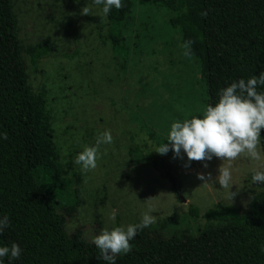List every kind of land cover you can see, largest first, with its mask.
Returning a JSON list of instances; mask_svg holds the SVG:
<instances>
[{"label": "rangeland", "instance_id": "obj_1", "mask_svg": "<svg viewBox=\"0 0 264 264\" xmlns=\"http://www.w3.org/2000/svg\"><path fill=\"white\" fill-rule=\"evenodd\" d=\"M132 1L135 16L117 56L107 39L110 26L101 5L13 0L22 43L35 46L49 40L55 47L37 68L29 55L24 58L30 86L44 94L60 166L66 177H82L69 206L75 200L81 205L68 219L67 232L81 228L89 242L102 228L138 222L148 209L156 217L151 225L171 218L160 231L165 238L198 236L209 225L190 215V206L201 216L219 203L246 213L264 190L251 180L264 159L241 154L225 162L232 170L229 189L216 181L221 158L189 161L183 152H155L167 140L171 123L203 114L206 86L196 59L184 55L183 39L170 27V13L161 0ZM85 6L87 15L82 14ZM105 130L111 132L112 143L100 146L94 170L81 171L73 163L75 156ZM258 147L264 153L261 143ZM113 212L114 220L109 219Z\"/></svg>", "mask_w": 264, "mask_h": 264}, {"label": "trees", "instance_id": "obj_2", "mask_svg": "<svg viewBox=\"0 0 264 264\" xmlns=\"http://www.w3.org/2000/svg\"><path fill=\"white\" fill-rule=\"evenodd\" d=\"M161 6L170 13V27L183 42H192L188 56L199 64L207 105L215 104L219 90L232 81L264 71V0H161ZM134 16L132 0H121V7L107 15V39L116 55L123 50ZM53 47L49 40L25 46L13 0H0V131L7 133L0 140V214H8L11 225L0 243L16 242L23 249L13 264H105L81 228L72 235L67 232L68 219L81 205L75 200L69 206L82 177L65 176L44 94L29 84L24 55L37 68ZM260 143L264 152V139ZM189 212L208 222L198 236L165 238L160 231L169 218L138 231L130 251L117 255L116 264H264L259 252L264 243V190L246 213L220 203L203 216L195 206Z\"/></svg>", "mask_w": 264, "mask_h": 264}, {"label": "clouds", "instance_id": "obj_3", "mask_svg": "<svg viewBox=\"0 0 264 264\" xmlns=\"http://www.w3.org/2000/svg\"><path fill=\"white\" fill-rule=\"evenodd\" d=\"M95 3L102 4L105 16L113 7H121V0H95ZM88 12L89 9L85 6L82 14L87 15ZM191 43L186 40L181 45L186 56L191 54ZM258 88L261 90L258 91ZM217 95V102L207 105L201 116L193 115L190 119L171 123L167 140L158 145L155 152L163 155L171 150L177 156L183 152L189 161H210L213 156L221 158L223 163L218 168L216 181L222 188L230 189L232 170L225 166V162L230 164L241 154H247L249 158L257 161L264 159V153L258 147L264 139L261 136V130L264 129V71L247 79L232 81L221 88ZM4 139H7V133L0 131V140ZM112 141L113 136L109 130L99 133L93 145L85 146L77 153L73 163L83 172L94 170L97 167L100 146L111 144ZM198 178L206 180L203 174H198ZM210 178L209 174L208 179ZM251 180L254 184L264 185V165L253 171ZM114 218L115 212L109 219ZM155 219L151 209H148L141 213L136 223L102 228L92 238V243L99 252L98 260L103 259L105 264H116V256L128 253L131 249L130 241L138 231L154 223ZM10 226L9 215L0 214V235ZM22 251L16 242L0 243V264H13V261L20 259ZM259 252L264 254V243L259 245Z\"/></svg>", "mask_w": 264, "mask_h": 264}, {"label": "water", "instance_id": "obj_4", "mask_svg": "<svg viewBox=\"0 0 264 264\" xmlns=\"http://www.w3.org/2000/svg\"><path fill=\"white\" fill-rule=\"evenodd\" d=\"M179 200L182 201L183 203H186L187 201L183 197H179Z\"/></svg>", "mask_w": 264, "mask_h": 264}]
</instances>
